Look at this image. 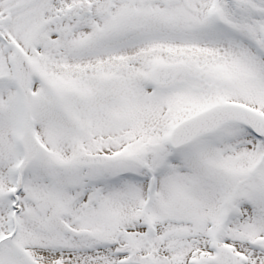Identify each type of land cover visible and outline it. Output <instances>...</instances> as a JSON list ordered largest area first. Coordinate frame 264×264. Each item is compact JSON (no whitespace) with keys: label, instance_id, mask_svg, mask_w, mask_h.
<instances>
[{"label":"snow or ice","instance_id":"1","mask_svg":"<svg viewBox=\"0 0 264 264\" xmlns=\"http://www.w3.org/2000/svg\"><path fill=\"white\" fill-rule=\"evenodd\" d=\"M0 264H264V0H0Z\"/></svg>","mask_w":264,"mask_h":264}]
</instances>
